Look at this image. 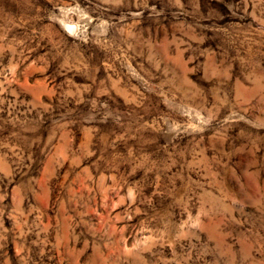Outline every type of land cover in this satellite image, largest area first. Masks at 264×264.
<instances>
[{
    "label": "rangeland",
    "instance_id": "374dc122",
    "mask_svg": "<svg viewBox=\"0 0 264 264\" xmlns=\"http://www.w3.org/2000/svg\"><path fill=\"white\" fill-rule=\"evenodd\" d=\"M0 264H264V0H0Z\"/></svg>",
    "mask_w": 264,
    "mask_h": 264
}]
</instances>
